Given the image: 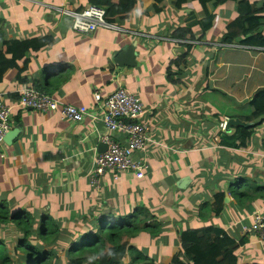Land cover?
Here are the masks:
<instances>
[{
	"label": "crops",
	"instance_id": "0c3cea01",
	"mask_svg": "<svg viewBox=\"0 0 264 264\" xmlns=\"http://www.w3.org/2000/svg\"><path fill=\"white\" fill-rule=\"evenodd\" d=\"M173 1L157 14L152 0H137L130 15L79 35L72 31L71 13L81 12L82 0H0V28L7 40L49 35L55 40L31 58L22 76L32 84L40 80L43 92L84 105L98 118L115 90L129 88L146 103L143 120L151 139L139 154L148 165L144 179L126 172L114 182L107 175L100 189H92L89 173L94 155L104 150V126L20 106L17 91L35 86L19 82L16 62L0 80V101L12 107L11 131L18 127L17 135L0 146V202L9 204L12 214L31 213L37 230L45 216L66 229L79 214L96 218L144 207L164 217V240L142 236L138 241L147 254L159 250V264H171L179 246L176 228L187 232L209 226L242 242L239 264H264V238L243 232L256 216L264 217V123L251 151L221 142L228 116L248 99L238 92L256 84L252 75L264 70V55L221 43L236 3L218 7L217 22L200 41L202 8L188 2L177 9ZM182 28L194 36L178 38ZM130 46H135V66H118V53ZM219 194L224 200L215 215L211 208ZM8 230L19 236L14 227Z\"/></svg>",
	"mask_w": 264,
	"mask_h": 264
},
{
	"label": "trees",
	"instance_id": "16d2710c",
	"mask_svg": "<svg viewBox=\"0 0 264 264\" xmlns=\"http://www.w3.org/2000/svg\"><path fill=\"white\" fill-rule=\"evenodd\" d=\"M152 1L155 13L160 14L168 9L172 0ZM228 1L236 3V9L224 28L221 43L246 47L264 55V0H175L173 5L180 9L190 2L202 8L203 17L199 22L201 36L198 39L203 41L218 20V7ZM91 5L103 8L105 20L110 24L118 17L133 13L137 0H82L80 11ZM184 34L187 38L194 36L190 28H182L175 35L182 38ZM54 43L50 35L39 39L7 40L0 28V56L3 58L0 61V80L19 62V82L27 87L34 85L35 89L42 91L40 80L32 84L22 75L31 58ZM252 97L249 103L237 107L235 114L228 117L251 122L264 116V86L258 87ZM259 128L239 127L233 135L222 133L224 138L221 142L226 146L229 143L236 150L251 151ZM223 200L224 195L219 194L211 208L215 215H220L217 207L223 204ZM163 218L156 213L151 214L144 207H133L128 213L109 212L96 218L92 214H79L66 229L57 225L52 217L45 216L37 230L31 213L23 210L12 214L9 204L0 202V264H159L156 261L159 250L147 254L138 247V241L142 236L164 240L167 232ZM10 226L20 235L14 244L4 239ZM175 231L179 246L172 254L171 264H239L237 251L242 242L229 237L223 229L209 226L187 232L176 228Z\"/></svg>",
	"mask_w": 264,
	"mask_h": 264
},
{
	"label": "built area",
	"instance_id": "2783aa9c",
	"mask_svg": "<svg viewBox=\"0 0 264 264\" xmlns=\"http://www.w3.org/2000/svg\"><path fill=\"white\" fill-rule=\"evenodd\" d=\"M73 17L72 31L79 35L92 34L97 27H109L105 23V10L99 6H88L83 12L71 13ZM237 47V46H236ZM18 93L20 106L36 112H51L59 120L72 123H81L88 119L91 124H101L105 128L102 142L106 150L94 155L93 166L89 173V185L98 190L101 181L107 175L116 182L121 174L133 173L137 179H144L147 163L140 159L139 154L144 152L148 143L150 126L143 120L146 103L133 90L120 87L115 90L105 102V115L102 118L94 116L89 108L62 101L35 88H22ZM93 97L100 104V95L97 91ZM12 107L0 101V146L3 145L11 131ZM117 135L124 141L117 140ZM234 201V200H232ZM245 234L259 233L264 238V217L256 216L250 226L243 228Z\"/></svg>",
	"mask_w": 264,
	"mask_h": 264
},
{
	"label": "water",
	"instance_id": "95a60500",
	"mask_svg": "<svg viewBox=\"0 0 264 264\" xmlns=\"http://www.w3.org/2000/svg\"><path fill=\"white\" fill-rule=\"evenodd\" d=\"M135 46H130L125 49H123L121 52L118 53L117 58L115 60V63L122 67V66H135ZM264 123V116L258 117L257 119L251 121V122H244L241 119L238 118H229L224 123L223 131L227 135H233L235 133V129L242 127V128H254L261 126ZM18 132V127L9 132L8 137L6 139L10 140L13 139ZM104 145V144H103ZM101 145V146H103ZM106 150V146L104 145V150H101V152H104ZM186 181V180H185ZM230 196L226 193V202H229Z\"/></svg>",
	"mask_w": 264,
	"mask_h": 264
},
{
	"label": "rangeland",
	"instance_id": "374dc122",
	"mask_svg": "<svg viewBox=\"0 0 264 264\" xmlns=\"http://www.w3.org/2000/svg\"><path fill=\"white\" fill-rule=\"evenodd\" d=\"M57 1V0H56ZM253 78H256V84L254 86H250V87H243L238 93H240V95L242 96V98H247V101L245 103H243L241 105L244 106L247 103H249L252 100V95L254 94L255 90L260 87V86H264V70L261 69H257L255 70V72L253 73ZM252 81H249V84H251ZM259 84H261L259 86ZM40 225V223L38 224V226ZM7 234L10 236V238L8 239V243L14 244L16 242V240L20 237L19 236H15L13 234V232H11L10 230L7 231Z\"/></svg>",
	"mask_w": 264,
	"mask_h": 264
}]
</instances>
